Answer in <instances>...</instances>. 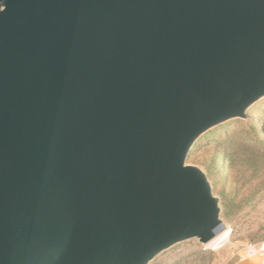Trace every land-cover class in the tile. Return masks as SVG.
<instances>
[{
  "label": "water",
  "instance_id": "obj_1",
  "mask_svg": "<svg viewBox=\"0 0 264 264\" xmlns=\"http://www.w3.org/2000/svg\"><path fill=\"white\" fill-rule=\"evenodd\" d=\"M264 97V0H0V264H151L226 225L195 143Z\"/></svg>",
  "mask_w": 264,
  "mask_h": 264
},
{
  "label": "rangeland",
  "instance_id": "obj_2",
  "mask_svg": "<svg viewBox=\"0 0 264 264\" xmlns=\"http://www.w3.org/2000/svg\"><path fill=\"white\" fill-rule=\"evenodd\" d=\"M210 131L195 143L187 162L206 171L220 197L227 241L218 248L185 241L151 264H263L264 97L247 111L246 119Z\"/></svg>",
  "mask_w": 264,
  "mask_h": 264
},
{
  "label": "bare ground",
  "instance_id": "obj_3",
  "mask_svg": "<svg viewBox=\"0 0 264 264\" xmlns=\"http://www.w3.org/2000/svg\"><path fill=\"white\" fill-rule=\"evenodd\" d=\"M229 229L225 228L218 236L211 240L206 246L210 248H218L227 241Z\"/></svg>",
  "mask_w": 264,
  "mask_h": 264
},
{
  "label": "built area",
  "instance_id": "obj_4",
  "mask_svg": "<svg viewBox=\"0 0 264 264\" xmlns=\"http://www.w3.org/2000/svg\"><path fill=\"white\" fill-rule=\"evenodd\" d=\"M254 250H250L249 253H253ZM260 255H264V245L262 246L261 250H260ZM264 264V260L262 262Z\"/></svg>",
  "mask_w": 264,
  "mask_h": 264
},
{
  "label": "crops",
  "instance_id": "obj_5",
  "mask_svg": "<svg viewBox=\"0 0 264 264\" xmlns=\"http://www.w3.org/2000/svg\"><path fill=\"white\" fill-rule=\"evenodd\" d=\"M251 263H253V264H256V262H255V261H251Z\"/></svg>",
  "mask_w": 264,
  "mask_h": 264
},
{
  "label": "trees",
  "instance_id": "obj_6",
  "mask_svg": "<svg viewBox=\"0 0 264 264\" xmlns=\"http://www.w3.org/2000/svg\"><path fill=\"white\" fill-rule=\"evenodd\" d=\"M212 132V131H209V133Z\"/></svg>",
  "mask_w": 264,
  "mask_h": 264
}]
</instances>
